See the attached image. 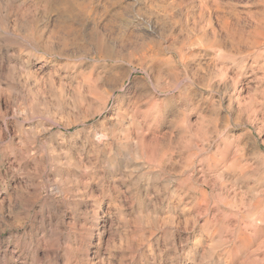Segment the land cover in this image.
Returning a JSON list of instances; mask_svg holds the SVG:
<instances>
[{"label":"clouds","instance_id":"clouds-1","mask_svg":"<svg viewBox=\"0 0 264 264\" xmlns=\"http://www.w3.org/2000/svg\"><path fill=\"white\" fill-rule=\"evenodd\" d=\"M0 264H264V0H0Z\"/></svg>","mask_w":264,"mask_h":264}]
</instances>
